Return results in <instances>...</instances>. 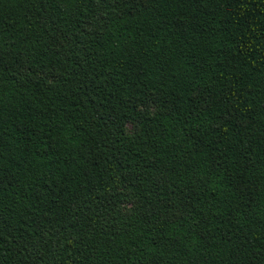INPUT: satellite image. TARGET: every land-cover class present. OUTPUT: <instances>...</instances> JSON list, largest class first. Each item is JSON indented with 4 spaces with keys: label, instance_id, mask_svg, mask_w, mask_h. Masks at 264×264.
<instances>
[{
    "label": "trees",
    "instance_id": "16d2710c",
    "mask_svg": "<svg viewBox=\"0 0 264 264\" xmlns=\"http://www.w3.org/2000/svg\"><path fill=\"white\" fill-rule=\"evenodd\" d=\"M0 264H264V0H0Z\"/></svg>",
    "mask_w": 264,
    "mask_h": 264
}]
</instances>
